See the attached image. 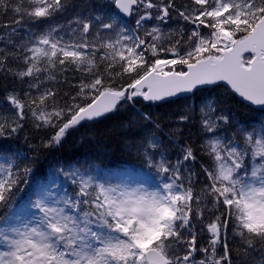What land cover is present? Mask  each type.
<instances>
[{
	"label": "snow or ice",
	"instance_id": "snow-or-ice-1",
	"mask_svg": "<svg viewBox=\"0 0 264 264\" xmlns=\"http://www.w3.org/2000/svg\"><path fill=\"white\" fill-rule=\"evenodd\" d=\"M72 7L71 0H0V15L13 14L2 26L0 72L27 84L0 102V138H15L31 119L37 130H55L43 142L51 148L69 129L123 104L195 95L205 86L264 107V0H108L67 26L50 23ZM29 23L49 26L22 33ZM70 66L81 76L70 103L60 105L57 92L41 86ZM141 117L154 123L151 113ZM199 127L209 161L199 173L191 144L177 141L173 162L155 132L140 141L156 177L148 186L67 165L54 172L70 191L38 183L22 198L34 171L29 157L0 151V264H253L256 252L264 264V123L242 125L209 99ZM201 175L206 183L197 190ZM230 229L231 240L239 238L235 260Z\"/></svg>",
	"mask_w": 264,
	"mask_h": 264
},
{
	"label": "trees",
	"instance_id": "trees-1",
	"mask_svg": "<svg viewBox=\"0 0 264 264\" xmlns=\"http://www.w3.org/2000/svg\"><path fill=\"white\" fill-rule=\"evenodd\" d=\"M71 3L73 7L65 15L58 16L51 21L52 25L61 24L66 26L68 20L75 15L80 13L87 15L89 5L97 7V4L92 0H71ZM12 15L11 11L7 15H0V35L5 31L2 26L10 24ZM48 26L49 24L45 23L35 25L29 23L24 25L21 32L23 33L29 27L38 32ZM2 46L3 44L0 43V47ZM8 63L13 69L20 66L18 62L12 59H9ZM80 76L81 73L77 72L74 66H70L66 72L57 73V81H44L41 90L44 87L53 88L57 92L56 101L60 105L70 103V97L74 96L76 92V89L71 85L78 83ZM0 83V102L3 101L7 91L15 88L23 93L24 89L27 88V84L25 88V84H20L10 74L4 72H0ZM119 83H122V81H117V84ZM33 94H35V90H33ZM200 96L203 101L209 99L218 101L219 107L234 116L235 120L242 125L263 123L258 119L262 115L260 111L244 105L229 91L226 92L223 87L214 86L198 91L195 95L185 99H175L157 104H146L139 101L135 104H123L111 115L90 123H81L75 128L69 129L61 143L51 148H45L43 142L49 139L54 131L50 132L49 129L37 130L24 122L23 131L19 132L15 138H0V151H19L29 157L25 163L33 167L34 171L30 177V183L25 186L22 198L28 197L38 183L45 184L48 179L55 175L54 170L61 166H92L102 175L118 170H132L134 166L145 169L144 157L141 151L137 149V145L152 132H155L163 140L164 147L168 149L169 157L173 162L178 155V150L174 146L175 143L179 141L181 144H191L197 156V162L193 170L199 173L200 165L209 163L200 147L204 141V135L199 127L200 113L198 107L202 102ZM135 107H138L142 113H151L153 122L159 123L160 128L156 129L154 123L145 122ZM190 109H194L192 112L193 118L185 123L179 122V113ZM228 131L230 134L232 128H229ZM58 178H63V176ZM194 179L197 181L195 185L197 190L206 183L202 175L194 177ZM207 220L208 216L206 214L205 222ZM200 227L197 224V229ZM229 236L235 260L239 238L237 237L234 241L231 240V229L229 230ZM251 260L253 264H259L261 260L260 253H254Z\"/></svg>",
	"mask_w": 264,
	"mask_h": 264
},
{
	"label": "rangeland",
	"instance_id": "rangeland-1",
	"mask_svg": "<svg viewBox=\"0 0 264 264\" xmlns=\"http://www.w3.org/2000/svg\"><path fill=\"white\" fill-rule=\"evenodd\" d=\"M100 4H106L108 2V0H98ZM95 3H97V1H93ZM67 26V24H66ZM75 25H73L74 27ZM171 27H178V25L172 24ZM44 29H40L39 31H42ZM67 38V37H66ZM42 79V77H41ZM25 88H26V84H25ZM24 90H27L24 89ZM200 99L202 100V97L200 96ZM189 102L192 103V101L189 100ZM204 101L202 100V102L199 104L201 105ZM196 105V104H195ZM200 108V106H199ZM260 119H262L264 121V116H260ZM26 123H28L29 125L33 126V122L31 119H28L25 121ZM260 123H258L259 125ZM50 130V132L55 131L54 129L48 128ZM110 182L112 183H125L128 184L129 186L135 187L139 184H145L144 182H142L141 180H139L138 178H136L135 176H133L132 174H129L128 172H123V173H118V172H114L112 174H110L109 176H107ZM53 181H55V183L57 185H59L60 189L63 190L65 188L69 189V191L71 190V184L68 182H65L64 178H58L56 175H54L51 179L47 180V184L46 185H50ZM145 186H148L147 184H145Z\"/></svg>",
	"mask_w": 264,
	"mask_h": 264
},
{
	"label": "water",
	"instance_id": "water-1",
	"mask_svg": "<svg viewBox=\"0 0 264 264\" xmlns=\"http://www.w3.org/2000/svg\"><path fill=\"white\" fill-rule=\"evenodd\" d=\"M206 87V86H205ZM185 95H188V94H180L178 97H181V96H185ZM235 96L240 99L243 103L245 104H248L250 105L251 107H254V108H264V107H261V106H257V105H252L250 104V102H247V101H244L242 98H240L238 95L235 94ZM178 97H173V98H169V99H175V98H178ZM108 115V114H107ZM101 118V117H100ZM99 119V118H97Z\"/></svg>",
	"mask_w": 264,
	"mask_h": 264
},
{
	"label": "bare ground",
	"instance_id": "bare-ground-1",
	"mask_svg": "<svg viewBox=\"0 0 264 264\" xmlns=\"http://www.w3.org/2000/svg\"><path fill=\"white\" fill-rule=\"evenodd\" d=\"M5 78V77H4ZM2 80V79H1ZM1 84V83H0ZM5 86V85H4ZM26 134V133H25Z\"/></svg>",
	"mask_w": 264,
	"mask_h": 264
}]
</instances>
